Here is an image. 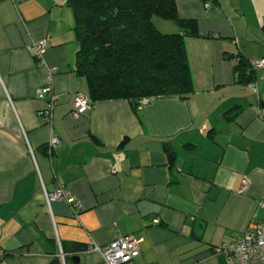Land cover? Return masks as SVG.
Segmentation results:
<instances>
[{
	"label": "crops",
	"instance_id": "obj_1",
	"mask_svg": "<svg viewBox=\"0 0 264 264\" xmlns=\"http://www.w3.org/2000/svg\"><path fill=\"white\" fill-rule=\"evenodd\" d=\"M67 1L0 0L4 264H47L69 242L87 249L68 264H102L91 247L125 235L140 238L132 264H227L217 248L264 224V66H252L264 60V0H176L178 16L198 26L185 37L192 92L137 108L98 100L83 112L74 97L87 83L75 72ZM238 59L250 64L249 81L238 78ZM50 75L48 124V100L36 92ZM60 187L76 209L47 202L45 192Z\"/></svg>",
	"mask_w": 264,
	"mask_h": 264
},
{
	"label": "trees",
	"instance_id": "obj_2",
	"mask_svg": "<svg viewBox=\"0 0 264 264\" xmlns=\"http://www.w3.org/2000/svg\"><path fill=\"white\" fill-rule=\"evenodd\" d=\"M67 3L73 10L78 42L75 72L86 81V94L92 105L98 100L127 99L137 108L142 98L186 97L192 92L185 37L198 36V26L195 20L178 16L176 0H68ZM167 22L174 23L179 30L162 31L160 24ZM235 67L238 78L250 80L248 62L238 59ZM60 249L63 260L57 252L47 264H68L87 245L61 243ZM1 250L5 258L6 252Z\"/></svg>",
	"mask_w": 264,
	"mask_h": 264
},
{
	"label": "built area",
	"instance_id": "obj_3",
	"mask_svg": "<svg viewBox=\"0 0 264 264\" xmlns=\"http://www.w3.org/2000/svg\"><path fill=\"white\" fill-rule=\"evenodd\" d=\"M210 5L209 2L205 3V7H209ZM35 48L39 62H43L44 43L42 41L36 43ZM252 66L256 68L262 67L264 66V60L252 62ZM52 84V76L50 75L47 83L36 92L37 98H46L48 100L47 112L44 113L48 124H50L51 120V111L57 101V94ZM252 89L254 92L257 91L255 86ZM149 100V98H142L139 100V104L145 105ZM74 105L76 112H83L92 108L89 96L83 92H77L75 94ZM262 113L264 111H261ZM58 143L59 139L51 135L49 146L53 147ZM243 189L244 186L241 190ZM45 197L48 203L51 200L64 199L68 203L73 204L75 206H73L74 209L77 208L74 199L62 187L51 193L45 192ZM259 203L261 206H264V198ZM139 241L140 238L134 235H125L113 239L104 247L92 246L91 249L100 253L102 264H132L134 257L138 253ZM217 250L224 254L227 264H264V224L261 226H251L232 242L221 245ZM3 254L4 252L0 249V264H4ZM59 254L63 260L60 245Z\"/></svg>",
	"mask_w": 264,
	"mask_h": 264
},
{
	"label": "water",
	"instance_id": "obj_4",
	"mask_svg": "<svg viewBox=\"0 0 264 264\" xmlns=\"http://www.w3.org/2000/svg\"><path fill=\"white\" fill-rule=\"evenodd\" d=\"M72 260L75 262H79V257L78 256H72Z\"/></svg>",
	"mask_w": 264,
	"mask_h": 264
},
{
	"label": "rangeland",
	"instance_id": "obj_5",
	"mask_svg": "<svg viewBox=\"0 0 264 264\" xmlns=\"http://www.w3.org/2000/svg\"><path fill=\"white\" fill-rule=\"evenodd\" d=\"M162 31H163V27H162V25L160 24V27H159Z\"/></svg>",
	"mask_w": 264,
	"mask_h": 264
}]
</instances>
